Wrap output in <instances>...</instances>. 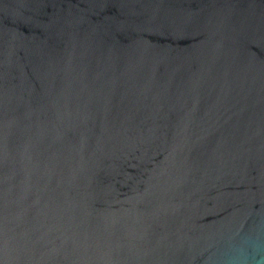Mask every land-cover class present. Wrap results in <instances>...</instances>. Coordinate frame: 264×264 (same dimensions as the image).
Segmentation results:
<instances>
[{"label":"water","instance_id":"water-1","mask_svg":"<svg viewBox=\"0 0 264 264\" xmlns=\"http://www.w3.org/2000/svg\"><path fill=\"white\" fill-rule=\"evenodd\" d=\"M0 264H264V0H0Z\"/></svg>","mask_w":264,"mask_h":264}]
</instances>
